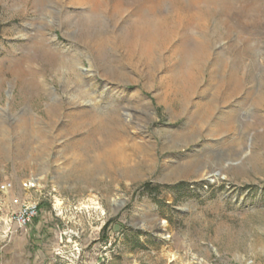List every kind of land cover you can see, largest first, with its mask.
<instances>
[{"label":"rangeland","instance_id":"obj_1","mask_svg":"<svg viewBox=\"0 0 264 264\" xmlns=\"http://www.w3.org/2000/svg\"><path fill=\"white\" fill-rule=\"evenodd\" d=\"M0 264H264V0H0Z\"/></svg>","mask_w":264,"mask_h":264},{"label":"built area","instance_id":"obj_2","mask_svg":"<svg viewBox=\"0 0 264 264\" xmlns=\"http://www.w3.org/2000/svg\"><path fill=\"white\" fill-rule=\"evenodd\" d=\"M12 186L10 182H5L1 185L3 190L8 189ZM37 214V204L36 203H23L18 208L15 213V220L19 223L20 226L28 225L32 218Z\"/></svg>","mask_w":264,"mask_h":264},{"label":"bare ground","instance_id":"obj_3","mask_svg":"<svg viewBox=\"0 0 264 264\" xmlns=\"http://www.w3.org/2000/svg\"><path fill=\"white\" fill-rule=\"evenodd\" d=\"M110 143H108V150L105 154L102 155H97L95 158V162H96V168H98V166H100L102 160H106L108 163V166L110 169H112V165L115 164L116 162H118V147L116 146V142L114 141V139H110Z\"/></svg>","mask_w":264,"mask_h":264},{"label":"trees","instance_id":"obj_4","mask_svg":"<svg viewBox=\"0 0 264 264\" xmlns=\"http://www.w3.org/2000/svg\"><path fill=\"white\" fill-rule=\"evenodd\" d=\"M144 186L146 188L145 191L151 194L154 192V190L157 187V185H154L153 183L150 182L145 183Z\"/></svg>","mask_w":264,"mask_h":264}]
</instances>
